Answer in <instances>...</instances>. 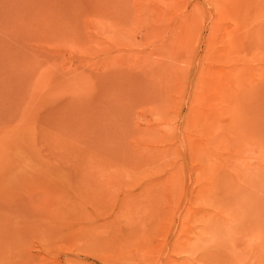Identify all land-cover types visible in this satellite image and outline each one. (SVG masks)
Returning a JSON list of instances; mask_svg holds the SVG:
<instances>
[{"label":"rangeland","instance_id":"rangeland-1","mask_svg":"<svg viewBox=\"0 0 264 264\" xmlns=\"http://www.w3.org/2000/svg\"><path fill=\"white\" fill-rule=\"evenodd\" d=\"M0 264H264V0H0Z\"/></svg>","mask_w":264,"mask_h":264}]
</instances>
